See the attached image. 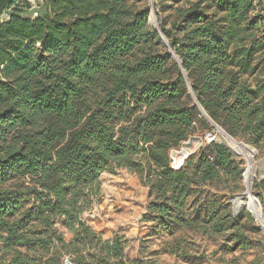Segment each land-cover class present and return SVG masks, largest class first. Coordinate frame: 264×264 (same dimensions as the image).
Wrapping results in <instances>:
<instances>
[{
    "label": "trees",
    "instance_id": "1",
    "mask_svg": "<svg viewBox=\"0 0 264 264\" xmlns=\"http://www.w3.org/2000/svg\"><path fill=\"white\" fill-rule=\"evenodd\" d=\"M180 1L156 0L161 12L172 9L159 27L197 103L227 135L264 151V81L242 78L264 59L251 64L257 51L241 46L233 68L229 51L245 28L261 26L264 39V0ZM40 6L46 16L33 18L25 2L0 23V264H64V256L71 264H151L126 260L122 238L103 240L82 219L100 200V175L117 169L147 186L141 221L156 233L178 225L222 234L215 210L203 208V222L183 209L194 186L221 175L241 180L244 170L221 142L171 167L172 151L216 127L148 25L150 8L128 0ZM257 188L264 205V179Z\"/></svg>",
    "mask_w": 264,
    "mask_h": 264
},
{
    "label": "rangeland",
    "instance_id": "2",
    "mask_svg": "<svg viewBox=\"0 0 264 264\" xmlns=\"http://www.w3.org/2000/svg\"><path fill=\"white\" fill-rule=\"evenodd\" d=\"M154 1L157 6L158 24L162 26V20L172 14V9L161 12L159 4ZM128 4H134L137 8L144 6L150 8L149 0H128ZM180 4H184V0H181ZM259 9L260 7L257 8ZM39 11L42 16H46L45 8L40 6ZM148 25L151 26L149 23ZM242 26L244 25H241V28ZM232 27L236 28L235 32L240 31L237 29L238 26L232 24ZM165 29H168V25ZM241 46L257 51L251 64L258 60L262 61L264 59L262 27L252 30L245 28L240 37L234 35L231 38L229 51L234 56L233 66L236 63L238 48ZM242 78L252 86L263 84V63L254 74L243 73ZM204 136L205 133L192 136L178 149L172 151L171 167H176L175 152H179L187 143L191 151L188 157L195 154L199 148L204 147ZM217 142L230 148L228 137L222 134ZM232 156L240 168L243 170L247 168L242 158ZM254 157L255 174L251 191L259 201V209L264 219V205L259 200L257 188V184L264 179V151L257 150ZM100 183V200L83 213L82 219L103 240L113 239L115 236L122 238L126 260L151 264H264V233L244 206L236 215H233L232 211L231 199L245 190L243 178L240 180L229 175H221L217 180L194 186L183 209L187 218L198 217L203 222L206 218L203 208L215 210L226 226V230L220 235H210L200 229L178 225L172 227L170 231L162 230L156 233V230L151 228L152 223L141 221L149 202L148 188L136 174L126 169H117L114 173L104 172L100 175ZM29 205L26 204L24 210ZM55 228L66 242L72 239L73 235L67 230L62 217L56 218ZM65 260L70 262L69 256H64L63 262Z\"/></svg>",
    "mask_w": 264,
    "mask_h": 264
},
{
    "label": "bare ground",
    "instance_id": "3",
    "mask_svg": "<svg viewBox=\"0 0 264 264\" xmlns=\"http://www.w3.org/2000/svg\"><path fill=\"white\" fill-rule=\"evenodd\" d=\"M150 5V12H149V19H150V25L158 27V20H157V7L154 0H149ZM229 146L234 153V156L237 158H242L245 163L247 164V173L245 176V183L243 184L247 197L244 199L242 206H244L250 213L254 215V220L258 224V227L260 230L264 233V219L260 215V209L255 204L253 198L250 196L251 193V185H252V179L254 177L255 171H254V156L252 151L247 148L246 146L240 144L238 141H232L228 138ZM190 146L189 144L183 146L179 152H175L177 154V158H175L174 165L179 166L182 159L187 157L190 154ZM174 154V153H173ZM251 164V165H250Z\"/></svg>",
    "mask_w": 264,
    "mask_h": 264
},
{
    "label": "water",
    "instance_id": "4",
    "mask_svg": "<svg viewBox=\"0 0 264 264\" xmlns=\"http://www.w3.org/2000/svg\"><path fill=\"white\" fill-rule=\"evenodd\" d=\"M148 23H150L149 16H148ZM152 27L155 28V29L158 31V33L160 34L162 43L165 44V45L167 46L169 52L171 53V57L173 58V60H175V61L177 62L178 66H179L180 69H181V73H182L183 77H184V78L186 79V81H187L186 74H185L184 70L181 68V60L176 56V54L174 53V51H173V50L171 49V47L169 46L167 40H166V39L164 38V36H163L162 30L160 29L159 26H158V27H156V26H152ZM187 85H188V87H189V90H190V92H191L192 98H193V100H194V102H195V104H196V106H197V108H198L200 114H201L204 118H206L209 122H211V124L214 125V126H215V127H216V128H217V129L223 134V135H224V136L228 137V138L231 139L232 141H235L236 139H234V138L230 137L229 135H227V134L224 132L223 129H221L219 126L215 125V124L210 120V118L208 117V115L206 114V112L204 111V109H203V108L197 103V99H196V97L193 95V93H192V91H191V89H190V84H189L188 81H187ZM238 142H239L240 144L246 146L247 148H249V149L252 151L253 156H255V155L257 154V150H256L255 148L251 147L250 145L246 144V143L243 142V141H238ZM229 150H230L231 154L234 155V153L232 152L231 148H229ZM250 165H251V164H250ZM254 171H255V169H254ZM246 173H247V168L244 169L243 174H242V176H243V184L245 183V176H246ZM250 196L253 198L255 204H256L257 207L259 208V206H260L259 201H258V199H257L255 196H253L252 191H251V193H250ZM246 197H247V193H246V191H243V192L237 194L236 196H234V197L231 199L233 215H236V214L239 212V210H240L241 207H242V203H243V201H244V199H245ZM250 214H251V216L254 218V215H253L252 213H250ZM260 215H261V217H263L261 212H260ZM64 264H71V263H70L68 260H65V261H64Z\"/></svg>",
    "mask_w": 264,
    "mask_h": 264
},
{
    "label": "built area",
    "instance_id": "5",
    "mask_svg": "<svg viewBox=\"0 0 264 264\" xmlns=\"http://www.w3.org/2000/svg\"><path fill=\"white\" fill-rule=\"evenodd\" d=\"M25 2L30 6L31 16L33 18L38 17L39 16V4L41 3V0H16L4 12V14L1 15V17H0V23L7 21L9 19V17H10V14L14 10V8L16 6L23 5ZM220 134H222V133L217 128H214V130H212L211 132H209V133H207L205 135V137H204V145L211 144L213 142H217ZM185 158L182 159V161L179 164V166H176L175 169L181 167V165L183 164V161H184Z\"/></svg>",
    "mask_w": 264,
    "mask_h": 264
},
{
    "label": "crops",
    "instance_id": "6",
    "mask_svg": "<svg viewBox=\"0 0 264 264\" xmlns=\"http://www.w3.org/2000/svg\"><path fill=\"white\" fill-rule=\"evenodd\" d=\"M15 1L16 0H0V17Z\"/></svg>",
    "mask_w": 264,
    "mask_h": 264
}]
</instances>
